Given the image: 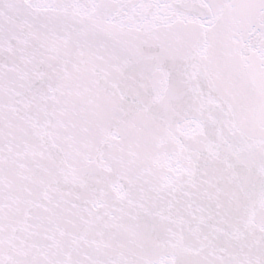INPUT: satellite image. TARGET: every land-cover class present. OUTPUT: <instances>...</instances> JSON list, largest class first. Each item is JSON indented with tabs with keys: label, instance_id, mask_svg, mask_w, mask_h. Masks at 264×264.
<instances>
[{
	"label": "snow or ice",
	"instance_id": "snow-or-ice-1",
	"mask_svg": "<svg viewBox=\"0 0 264 264\" xmlns=\"http://www.w3.org/2000/svg\"><path fill=\"white\" fill-rule=\"evenodd\" d=\"M0 264H264V0H0Z\"/></svg>",
	"mask_w": 264,
	"mask_h": 264
}]
</instances>
